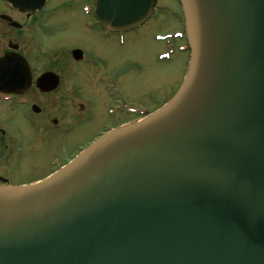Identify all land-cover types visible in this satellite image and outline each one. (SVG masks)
<instances>
[{
  "label": "water",
  "instance_id": "95a60500",
  "mask_svg": "<svg viewBox=\"0 0 264 264\" xmlns=\"http://www.w3.org/2000/svg\"><path fill=\"white\" fill-rule=\"evenodd\" d=\"M178 1V92L42 182L0 185V264H264V0ZM157 4L95 0L96 18L129 31Z\"/></svg>",
  "mask_w": 264,
  "mask_h": 264
},
{
  "label": "flooded vegetation",
  "instance_id": "af4514ba",
  "mask_svg": "<svg viewBox=\"0 0 264 264\" xmlns=\"http://www.w3.org/2000/svg\"><path fill=\"white\" fill-rule=\"evenodd\" d=\"M125 33L103 26L96 18L95 0H0V164H10L26 142L23 133L10 134L11 127L31 126L36 139L68 131L92 107L83 87L92 86L95 94L108 98L111 76L119 74L108 73L103 55L108 53V38ZM73 38L78 42H68ZM184 39L183 50L190 55L185 30ZM3 71L8 72L7 81H2ZM105 113L93 141L110 130L108 116L121 126L145 115H128L123 106L108 107V102ZM124 115L128 117L120 120ZM72 147L67 157L54 153L48 172L23 185L55 173L86 148ZM1 184L14 185L7 180Z\"/></svg>",
  "mask_w": 264,
  "mask_h": 264
},
{
  "label": "rangeland",
  "instance_id": "374dc122",
  "mask_svg": "<svg viewBox=\"0 0 264 264\" xmlns=\"http://www.w3.org/2000/svg\"><path fill=\"white\" fill-rule=\"evenodd\" d=\"M184 24L185 15L178 0H158L147 23L108 38V53L103 55L108 61V73L119 74L111 76L108 98L95 94L92 86L83 87V95L91 100L92 107L89 106L84 118L74 121L68 131L36 139L31 126L11 127L10 134L23 133L26 142L10 164H0L4 180L23 185L42 178L48 172V162L54 153L67 157L73 144L82 148L91 145L106 120L107 102L108 107L110 103L123 106L126 114L134 116L152 112L170 101L187 74L190 55L183 50ZM68 42L77 43L78 40L73 38ZM127 117L121 116L120 120ZM119 124L114 117L108 116V128Z\"/></svg>",
  "mask_w": 264,
  "mask_h": 264
}]
</instances>
